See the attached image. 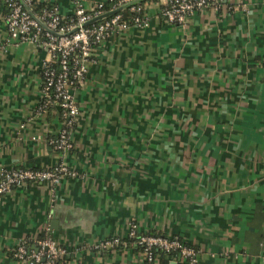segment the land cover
I'll list each match as a JSON object with an SVG mask.
<instances>
[{
	"label": "crops",
	"instance_id": "0c3cea01",
	"mask_svg": "<svg viewBox=\"0 0 264 264\" xmlns=\"http://www.w3.org/2000/svg\"><path fill=\"white\" fill-rule=\"evenodd\" d=\"M97 1L50 0L63 16ZM165 1L94 50L68 151L50 144L58 109H36L48 56L8 38L0 3V167L74 172L0 195V264H27L13 245L33 249L43 230L62 264H159L123 238L129 221L194 247L197 264H264V0H221L182 24L163 21ZM112 236L123 242L93 248Z\"/></svg>",
	"mask_w": 264,
	"mask_h": 264
},
{
	"label": "built area",
	"instance_id": "2783aa9c",
	"mask_svg": "<svg viewBox=\"0 0 264 264\" xmlns=\"http://www.w3.org/2000/svg\"><path fill=\"white\" fill-rule=\"evenodd\" d=\"M31 1L0 0L6 11L5 31L9 39L32 43L47 54L48 59L41 69V99L36 109L37 112H43L46 108L56 107L61 116L66 118L50 144L55 150L68 151L72 144L65 128L72 124L78 113L72 89L83 81L94 50L115 32L129 26H147L148 19L143 12L141 16H133L128 24L118 11L127 6L128 11L139 13L141 8L138 0H101L88 8L78 2L73 13L68 16L61 15L56 4L43 8L36 16L31 15ZM106 1L109 7L105 10L103 4ZM220 1L166 0L159 15L168 24H182L195 10L219 4ZM73 175L74 172L61 162L47 169L0 167V195L25 183H55L62 176ZM123 238L137 246L148 263L153 261L152 250L156 249L165 253L176 252L178 258L186 260L187 264H197V254L191 246L174 237L138 232L133 221L128 222ZM123 238H104L92 246L98 250L113 249L123 242ZM65 252V248L45 233L43 238L35 240L33 249L28 248L26 239L16 240L11 255L27 264H55Z\"/></svg>",
	"mask_w": 264,
	"mask_h": 264
},
{
	"label": "trees",
	"instance_id": "16d2710c",
	"mask_svg": "<svg viewBox=\"0 0 264 264\" xmlns=\"http://www.w3.org/2000/svg\"><path fill=\"white\" fill-rule=\"evenodd\" d=\"M153 1H155V0H138L137 1L138 5L141 8V11H139V13L128 11L127 6L120 8L118 11L121 13V16L125 20V22L130 24L132 17L135 15L141 16L144 12V10H142V9H144V5L147 2H153ZM53 4H54V2H50V0H32L30 5H29L30 14L36 16L37 14H40V12L43 8H49ZM103 7L105 10L108 9L109 2L108 1L104 2ZM4 10H5V8H4ZM4 13H6V11ZM46 109H45V111H46ZM58 112H59V110H58ZM65 119L66 118L62 117L61 113L59 112V120L62 121V124H63V121L65 122ZM71 126H72V124H70L69 126H66L65 129L67 132ZM44 236H45V232L41 231L37 234V239L43 238ZM127 242H130V240H127ZM188 246H190V245H188ZM192 248L195 250L194 247H192ZM137 249H138V247H137ZM61 257H64V256H61ZM61 257L56 260L55 264H62V262H60L62 259ZM152 257H153V260L156 259V261H158L159 264H168L170 261H174L178 264H187L186 260H181L180 258H178L176 252L165 253V252H162L160 250L153 249L152 250Z\"/></svg>",
	"mask_w": 264,
	"mask_h": 264
},
{
	"label": "water",
	"instance_id": "95a60500",
	"mask_svg": "<svg viewBox=\"0 0 264 264\" xmlns=\"http://www.w3.org/2000/svg\"><path fill=\"white\" fill-rule=\"evenodd\" d=\"M170 264H174V262H171Z\"/></svg>",
	"mask_w": 264,
	"mask_h": 264
}]
</instances>
